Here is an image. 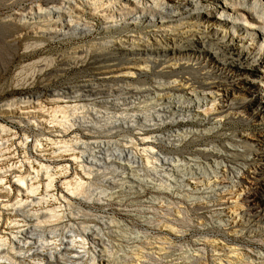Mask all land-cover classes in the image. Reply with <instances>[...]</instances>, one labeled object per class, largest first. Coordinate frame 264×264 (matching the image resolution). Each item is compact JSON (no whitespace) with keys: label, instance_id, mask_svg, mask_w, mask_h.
<instances>
[{"label":"bare ground","instance_id":"6f19581e","mask_svg":"<svg viewBox=\"0 0 264 264\" xmlns=\"http://www.w3.org/2000/svg\"><path fill=\"white\" fill-rule=\"evenodd\" d=\"M204 2V0H179L178 3H172L170 0H60L58 3L45 2L38 6L37 10L29 8L22 16L24 22L32 24L38 22L42 28L38 31H41L48 40H58L66 36L82 38L92 33L91 31H97L100 36L97 41L78 47L74 50L75 56L79 57L78 54L91 50L101 53V56L108 61L117 62L115 68L121 67L110 69L105 78L121 83L116 91L126 95L124 100L127 98L137 104L148 101L153 105V114L148 119L149 123L134 118L132 122L131 119L130 122H126V118L121 122H115V118L114 132L116 134L124 132L127 135L130 131H146L147 127L155 129L164 124H191L188 128L171 131L165 137L154 134L156 141L171 144L172 155L168 159L158 156L160 167L154 169L155 176L167 179L170 193L175 190L181 193L195 189V192L204 190L206 210L212 211L213 215L217 216L218 223L227 228L240 227L237 218L246 221L248 225L252 219L259 222V215L264 213V129L255 133L248 132V128L239 130L240 132L232 134L227 144L217 138L218 141L215 142L206 141L203 148L195 150V154H184L183 146L193 136L205 138L204 136L211 132L219 133L227 120L248 125V120L255 117L258 112L260 114L264 112V3L260 0ZM214 25L218 26L217 29L212 27ZM44 42L37 44L44 45ZM257 45L261 48H256ZM155 64L161 66L158 73L167 75V80L171 78L167 81L168 91L160 92L159 86L162 84L150 88L141 87L142 89L130 88V86L127 88L128 82L134 77L148 74L147 71ZM195 65L203 69V72L199 73L201 76L199 90H195V83L188 78ZM207 70L212 71V81L208 80ZM177 87L181 88L180 94L173 91ZM101 94L103 89L91 83H82L75 87L61 86L50 90L48 98L44 101H40L39 95L35 94L19 102L23 108L22 113L36 116L38 125L43 123L49 125L53 123V119L50 117L46 119L48 116L44 109L46 104H71L80 100L97 102ZM70 106L66 105V108H72ZM120 115L122 116L121 113ZM138 119L143 117L140 116ZM49 127L56 126L53 124ZM57 132L53 136L66 134V131L62 132V130ZM249 136L252 141L248 140ZM41 140L44 142L39 143V146L41 145L39 150L44 151L43 155L47 156L46 161L60 156L61 148L54 149L56 144L52 139ZM108 143L102 141L93 143L89 152L81 151L79 159L90 165L92 170H95L93 166L121 165L119 167L121 172L118 170L121 173L120 180L137 177L138 170L134 168L138 166L130 165L136 162V156L132 157L130 150L113 153ZM86 146L88 145H85V148ZM62 150L67 151L65 148ZM199 154L207 160L206 163H201V158L197 156ZM123 157L129 160L132 157L135 160L125 163L120 161ZM3 159L1 158L0 161ZM65 160L75 161L76 156L70 155ZM87 167L86 170L89 169ZM116 169L115 167L113 170ZM31 172L33 176L29 174L26 178H21L22 180L18 179L20 183L16 184L19 188L17 192H22L19 195L24 197L10 204L7 210L11 211L7 213L8 215L14 216L18 210L22 211L41 202L42 198L36 197L40 185L35 186L33 182L39 181L42 174L37 169ZM48 174L47 172L43 174L44 179H47L43 185L45 189L53 187L51 182L54 176ZM25 181L27 183L24 186ZM197 183L202 186L201 189H197ZM36 199L40 200L35 202ZM20 213L26 222L38 219L36 213V216L33 214L29 218L26 212ZM246 216H251L252 219L243 220ZM26 222L20 225L12 223L13 226L8 224L11 228H16L11 234V239L15 243L13 242L14 245H11L10 251H7L13 255L9 257L1 254L0 259L7 261L0 264H26L32 261H38L36 264H80L88 252L87 249L85 250L87 245L85 247L84 241H89L96 248L97 246L104 248L101 233L99 234L98 231L97 236L94 226L93 230L89 226H80V229L83 227L80 231H75L78 227L73 230L72 226V234H67L70 232L68 229L69 231H62L58 236H50L48 233L49 236L45 237L34 233L39 227L38 223L30 225ZM64 228L67 227L62 229ZM53 230L47 231L56 234V230ZM3 246L4 243L0 245V253L7 250ZM96 248L94 251L97 250ZM101 248L97 250L99 258L104 252ZM241 254L243 253L240 251L235 253L237 256ZM246 258L248 259V255Z\"/></svg>","mask_w":264,"mask_h":264},{"label":"rangeland","instance_id":"374dc122","mask_svg":"<svg viewBox=\"0 0 264 264\" xmlns=\"http://www.w3.org/2000/svg\"><path fill=\"white\" fill-rule=\"evenodd\" d=\"M48 1L58 3L60 0H0V157L4 158L0 161V241L2 240L0 243L2 245L4 243L3 247L7 248L0 255L9 257L13 255L11 252L7 253L10 251V246L15 243L11 239V234L16 228L10 226H13L12 223L24 224L26 221L20 212H26L28 218L37 214L38 219L26 223L30 225L38 223L39 227L34 233L45 237L58 236L60 232L68 229L70 232L67 234H72V226L73 230L78 227L75 231L83 230L84 226H89L92 230L95 229L93 226L96 227L95 233L97 234L98 231L99 234L101 233L104 248L99 246L96 248L89 241H84L85 247L86 245L88 247L85 250L87 249L89 253L84 254L80 264H234L235 262V264H264V213L259 215V222L254 221L251 216H246L243 220L252 219L248 225L246 221L237 218L240 227L227 228L218 223L217 216L213 215L212 211L206 210L204 190H202L204 192L199 190L195 192V189L183 193L175 190L170 193L167 179L155 176L154 169L160 167L158 156L167 159L172 156L171 144L156 141L155 137H165L169 132L188 128L191 124H164L155 129L147 127L146 131H130L127 135L124 132L116 134L113 123L121 122L123 118H126V122H130L131 119V122L138 120L149 123L148 119L153 114V105L148 101L137 104L127 98L124 100L126 95L116 91L121 83L105 78L110 69L121 67L115 68L117 62L108 61L101 56V53L91 50L78 54L79 57L75 56L74 50L78 47L97 41L100 37L97 31H91L93 34L90 33L82 38L66 36L58 40H48L41 31H38L42 29L38 22L32 24L23 21L22 14L29 8L36 9ZM170 1L179 2V0ZM204 1L207 3V0ZM260 1L264 3V0ZM212 27L215 29L218 26ZM43 41H45L44 45L37 44ZM256 48L261 47L257 45ZM153 67L147 71L148 74L134 77L126 85L127 88L129 86L137 89L150 88L162 84L164 87L159 86L160 92L168 91L167 81L171 78L167 80V75L158 73L161 67L159 64ZM202 72L203 69L195 65L188 77L195 83V90H199ZM207 77L209 81L213 80L212 71H208ZM82 83H91L103 89V94L97 102L80 100L71 104H46L44 106L48 114L46 119L49 117L53 119V123L49 125L47 123L38 125L36 116L22 113L20 102L32 95L38 94L40 101H44L48 98L50 90L61 86L75 87ZM177 88L173 91L180 94L181 88ZM66 105H71L72 108H66ZM140 116L143 119H138ZM53 124L56 127H49ZM246 128L248 132L253 133L264 129V112L261 114L258 112L255 117L248 120V125L227 120L219 133L211 132L204 136L205 138L191 137L183 146L184 154H195V150L203 148L206 141L222 140L227 144L232 134ZM55 129L57 130L54 131ZM60 129L62 132L66 131L65 136H53L58 130L61 131ZM250 137L248 140L252 141ZM45 138L53 140L56 144H53L54 149L60 147L67 151L58 149L60 156L46 161L47 156L43 155L44 151L39 150L41 146L39 143L44 142L41 139ZM4 141L6 144L3 145ZM101 141L109 142L113 153L130 150L132 157L136 156V160L132 157L130 160L123 157L120 161L127 163L134 159L136 162L130 165L138 166L134 168L138 170V176L120 180L121 165H92L95 169L92 170L90 165L79 159L81 151L89 152L93 143ZM84 144L88 146L85 148ZM68 154L71 157L75 154L77 161L65 160L66 157H70ZM197 156L201 158L202 164L206 163L207 160L200 154ZM174 157L180 158L177 155ZM235 160L237 162V159ZM85 167L91 171L86 170ZM115 167L117 169L113 170ZM36 169L42 176L39 181L33 182V185H40L36 197L42 199L34 201L41 202L22 211L18 210L14 216L8 215L7 213L11 211L7 210L10 204L24 197L19 195L22 192H17L19 188L16 184L20 183L18 179L22 180L21 178H26L29 174L33 176L31 170ZM46 172L54 176L51 182L52 189H45L43 186L47 182L43 176ZM26 183L27 181L24 182V186ZM199 188L201 189L202 186L198 184L197 189ZM61 226L67 228L62 229ZM80 226L83 227L80 229ZM19 227L24 228V226ZM52 229L56 230V234L48 232ZM95 248L103 249L100 258L97 250L94 251ZM92 250L97 253L96 256ZM239 251L243 253L241 254L243 257L235 255ZM6 261L0 259V262ZM31 263L36 264L38 261Z\"/></svg>","mask_w":264,"mask_h":264}]
</instances>
